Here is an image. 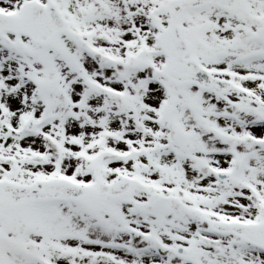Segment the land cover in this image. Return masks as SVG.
Returning a JSON list of instances; mask_svg holds the SVG:
<instances>
[{
    "label": "snow or ice",
    "instance_id": "1",
    "mask_svg": "<svg viewBox=\"0 0 264 264\" xmlns=\"http://www.w3.org/2000/svg\"><path fill=\"white\" fill-rule=\"evenodd\" d=\"M0 264H264V0H0Z\"/></svg>",
    "mask_w": 264,
    "mask_h": 264
}]
</instances>
